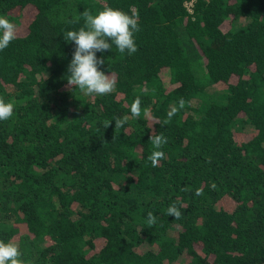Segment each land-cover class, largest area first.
I'll return each mask as SVG.
<instances>
[{"label":"trees","instance_id":"16d2710c","mask_svg":"<svg viewBox=\"0 0 264 264\" xmlns=\"http://www.w3.org/2000/svg\"><path fill=\"white\" fill-rule=\"evenodd\" d=\"M105 7L136 14L137 50L97 53L116 87L85 97L62 35ZM0 14L18 28L0 51V240L21 264H264V0H0Z\"/></svg>","mask_w":264,"mask_h":264},{"label":"clouds","instance_id":"9594fccd","mask_svg":"<svg viewBox=\"0 0 264 264\" xmlns=\"http://www.w3.org/2000/svg\"><path fill=\"white\" fill-rule=\"evenodd\" d=\"M82 25L74 30H67L62 35L65 43L71 42L73 50L71 58L65 67L64 79L69 86H74L71 91L79 90L85 97L110 94L115 90L116 84L111 73L101 70L105 59L97 53L116 52L132 55L137 50L134 33L138 30L136 14L129 15L116 8L105 7L92 14L88 11L82 13ZM17 38V26L5 15L0 14V51L6 49L10 42ZM183 100L171 107L166 113L170 119L177 107H183ZM13 113V104L0 100V121L8 120ZM140 114V99L137 97L129 106L128 115L135 118ZM115 128H121L126 123V117H116L110 120ZM110 121H105V127ZM166 122V121H165ZM152 151L147 159L155 167L164 156L161 150L167 139L163 134L157 133L150 137ZM197 194H199L197 192ZM166 214L179 218L180 211L172 204L166 209ZM155 217L151 212L147 214L146 223L150 226ZM18 245L12 241L0 240V264H21Z\"/></svg>","mask_w":264,"mask_h":264},{"label":"rangeland","instance_id":"374dc122","mask_svg":"<svg viewBox=\"0 0 264 264\" xmlns=\"http://www.w3.org/2000/svg\"><path fill=\"white\" fill-rule=\"evenodd\" d=\"M18 29V28H17ZM247 126V125H246ZM247 129H249L248 127H247Z\"/></svg>","mask_w":264,"mask_h":264}]
</instances>
